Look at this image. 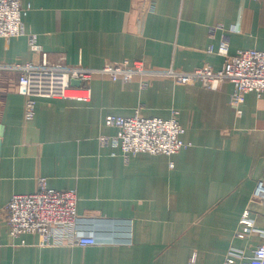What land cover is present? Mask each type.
<instances>
[{
	"label": "crops",
	"instance_id": "crops-1",
	"mask_svg": "<svg viewBox=\"0 0 264 264\" xmlns=\"http://www.w3.org/2000/svg\"><path fill=\"white\" fill-rule=\"evenodd\" d=\"M21 4L25 33L0 37V63L30 60V37L51 61L64 57L86 67L128 59L152 68L216 70L223 58L206 48L223 38L231 54L264 50V0ZM14 75H0V264H190L193 256V264H223L229 248L249 255L264 242L236 235L248 207L255 226L264 229V203H250L256 182L264 181V91L246 93L234 107L229 81L210 89L163 77L142 84L137 77L122 82L95 75L88 101L36 97L34 116L25 120V97L11 84ZM136 110L161 118L176 112L180 137L190 146L125 160L118 147L101 144V136L117 131L105 124L107 115ZM40 178L48 187L75 190L83 218L131 220V242L43 245L37 233L10 236L7 202L36 192Z\"/></svg>",
	"mask_w": 264,
	"mask_h": 264
},
{
	"label": "built area",
	"instance_id": "built-area-1",
	"mask_svg": "<svg viewBox=\"0 0 264 264\" xmlns=\"http://www.w3.org/2000/svg\"><path fill=\"white\" fill-rule=\"evenodd\" d=\"M25 12L21 0H0V37L12 38L25 33L22 14ZM139 16L145 8L139 9ZM31 58L24 63H0V75L15 74L11 84L25 97L23 116L31 120L34 116L36 97L69 98L88 101L89 84L93 76H106L111 80L127 82L134 77L145 83L146 78H170L178 84L199 83L201 86L218 89L225 81L232 84L229 104L238 107L246 93L264 91V50L241 49L229 53L227 39L223 38L215 48L209 44L208 53L222 56L219 69L200 66L189 71L172 67L152 68L142 60L123 59L107 62L100 67L70 65L64 57L51 61L48 53L30 37ZM77 81L78 84H74ZM11 85V86H12ZM105 124L115 127L116 133L101 136L100 142H110L118 147L125 160L139 152L150 154H174L190 146L180 135L184 131L176 112L168 118L148 117L138 110L131 116L109 114ZM75 190H59L48 187L45 178H40L36 192L14 194L4 208V220L12 237L25 233H37L43 245H96L108 242H131V220L123 218L86 219L76 211ZM250 203H264V181L258 180L250 197ZM250 208L242 213L245 227L237 231L240 238L255 236L264 239V229L256 227L249 216ZM94 222V223H92ZM106 222V223H104ZM104 223V224H101ZM99 225V226H96ZM108 228V230H106ZM118 237L122 240H116ZM264 264V242H259L246 255L245 250L231 247L227 250L223 264ZM194 256L190 264H193Z\"/></svg>",
	"mask_w": 264,
	"mask_h": 264
},
{
	"label": "water",
	"instance_id": "water-1",
	"mask_svg": "<svg viewBox=\"0 0 264 264\" xmlns=\"http://www.w3.org/2000/svg\"><path fill=\"white\" fill-rule=\"evenodd\" d=\"M73 83H74V84H78V82H77V81H73Z\"/></svg>",
	"mask_w": 264,
	"mask_h": 264
},
{
	"label": "rangeland",
	"instance_id": "rangeland-1",
	"mask_svg": "<svg viewBox=\"0 0 264 264\" xmlns=\"http://www.w3.org/2000/svg\"><path fill=\"white\" fill-rule=\"evenodd\" d=\"M138 78V77H137ZM131 80V79H130Z\"/></svg>",
	"mask_w": 264,
	"mask_h": 264
}]
</instances>
